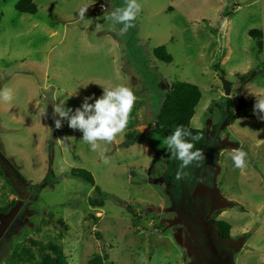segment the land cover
<instances>
[{
	"label": "rangeland",
	"instance_id": "obj_1",
	"mask_svg": "<svg viewBox=\"0 0 264 264\" xmlns=\"http://www.w3.org/2000/svg\"><path fill=\"white\" fill-rule=\"evenodd\" d=\"M18 2L0 0V89L12 93L0 100V207L18 201L1 217L0 264L28 238L60 245L68 264L95 254L105 264H264V121L253 114L264 98V0H138L123 36L105 15L125 0H35L37 15ZM252 30L262 31V49ZM161 46L172 63L154 56ZM175 82L201 89L192 125L209 135L204 160L180 180L181 161L155 127ZM117 85L136 103L126 128L93 151L53 105L75 109ZM133 130L146 145L121 148ZM235 148L247 153L244 169L234 167ZM75 168L102 193L71 177ZM213 218L232 226L231 239L219 238Z\"/></svg>",
	"mask_w": 264,
	"mask_h": 264
},
{
	"label": "clouds",
	"instance_id": "obj_2",
	"mask_svg": "<svg viewBox=\"0 0 264 264\" xmlns=\"http://www.w3.org/2000/svg\"><path fill=\"white\" fill-rule=\"evenodd\" d=\"M87 9V7H83L78 11L79 19L84 20ZM140 10L141 4L138 0H125L124 6L114 8L105 15V18L121 25L119 34L123 36L129 29L135 27L134 21ZM102 89V95L99 98L95 94L86 96L80 107L75 109L66 108L65 99L53 105V112L58 114L60 118L66 119L71 129L81 131L83 133L81 141L87 143L93 151L100 147V142H112L116 135L126 128L129 114L137 100L133 91L124 85H117L112 88L102 87ZM11 99L10 89H0V100L7 102ZM253 114L264 121V98L256 99ZM55 126L56 128L62 126L60 119L55 120ZM186 137H191L192 141H198L201 138L198 135L193 136L188 129L181 125L177 126L172 134L163 141L174 158L181 161L180 170L175 176L176 180L188 175L183 170L193 162L199 166V163L204 160L202 152L193 150L194 144ZM101 155L107 162V158L103 157V154ZM231 158L235 168L244 169L246 167L247 153L242 148L233 149Z\"/></svg>",
	"mask_w": 264,
	"mask_h": 264
},
{
	"label": "trees",
	"instance_id": "obj_3",
	"mask_svg": "<svg viewBox=\"0 0 264 264\" xmlns=\"http://www.w3.org/2000/svg\"><path fill=\"white\" fill-rule=\"evenodd\" d=\"M18 12L22 14L37 15L39 9L35 4V0H19L16 5ZM2 11L0 5V34L2 24ZM250 36L257 39L259 47L263 48V33L259 30L250 31ZM154 56L157 60L172 63V56L168 54L165 46L158 47L154 50ZM203 98L201 89L189 82H175L171 85L170 91L166 94L165 101L161 110V114L155 122V127L168 137L172 134L177 126H183L188 129L193 136H200V140L192 141L191 137H186L194 144L193 150H200L202 154L209 148V135L205 129H196L192 125V121L196 115V110ZM135 145H146V140L140 137L137 131H129L125 134L121 148L128 149ZM70 176L87 182L96 187L98 194L102 191L96 186V180L91 172L75 168L71 171ZM92 206H103V201L90 199ZM17 200L11 201L8 205L0 207V221L2 216L10 214L16 209ZM62 227L67 230L62 220L58 221ZM211 224L217 229L221 240L231 239L232 226L224 221L213 218ZM106 257L101 254H95L89 261V264H105ZM6 264H68L67 257L63 248L54 242H42L35 238H28L27 242L19 244L7 259Z\"/></svg>",
	"mask_w": 264,
	"mask_h": 264
},
{
	"label": "water",
	"instance_id": "obj_4",
	"mask_svg": "<svg viewBox=\"0 0 264 264\" xmlns=\"http://www.w3.org/2000/svg\"><path fill=\"white\" fill-rule=\"evenodd\" d=\"M220 80H221V82H222V84H223V89H224V91H225V95H226V96H230L231 93H232V83L229 82V81L226 79L225 76H222V77L220 78Z\"/></svg>",
	"mask_w": 264,
	"mask_h": 264
},
{
	"label": "built area",
	"instance_id": "obj_5",
	"mask_svg": "<svg viewBox=\"0 0 264 264\" xmlns=\"http://www.w3.org/2000/svg\"><path fill=\"white\" fill-rule=\"evenodd\" d=\"M102 9H105V6H103Z\"/></svg>",
	"mask_w": 264,
	"mask_h": 264
},
{
	"label": "crops",
	"instance_id": "obj_6",
	"mask_svg": "<svg viewBox=\"0 0 264 264\" xmlns=\"http://www.w3.org/2000/svg\"><path fill=\"white\" fill-rule=\"evenodd\" d=\"M138 104H140V102Z\"/></svg>",
	"mask_w": 264,
	"mask_h": 264
}]
</instances>
